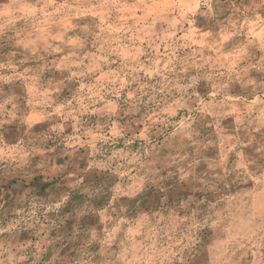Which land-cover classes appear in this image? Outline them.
I'll use <instances>...</instances> for the list:
<instances>
[{
    "label": "rangeland",
    "instance_id": "1",
    "mask_svg": "<svg viewBox=\"0 0 264 264\" xmlns=\"http://www.w3.org/2000/svg\"><path fill=\"white\" fill-rule=\"evenodd\" d=\"M151 2L109 0L104 6V0H56L65 11L47 23L16 21L0 29V105L8 113L15 112L0 114V225L15 217L14 209L21 206L17 201L27 189L29 198L44 201L64 192L71 197L59 214L52 213L44 221L50 228L48 238L54 241L44 261L62 245H66L60 252L62 257L75 255L69 251L68 237L74 230L87 232L103 219L86 209L85 202L95 211L106 206L103 193L116 179L131 183L138 168H152L161 176L178 171L172 159L176 152L159 147L165 135L169 143L183 145L181 154L194 162V170L188 182L177 184V176L163 181L166 192L150 187L123 218L127 235L138 243H146L150 237L158 247L179 246L185 216L191 215L201 200L204 203L199 205V215L214 214L220 218L221 227L202 230L200 244L185 250L187 264H234L243 251H236L230 242L240 239L236 230L254 234L253 240L264 232V192L255 188V177L242 189L217 192L213 188L226 189L227 185L219 184V177L231 174L234 167L243 165L244 155L264 145V37L258 34L255 18L244 14L256 6L255 16L264 20V7H259L260 0H211L212 15L205 18L200 13L206 8L197 9V30L191 31L187 23L173 26L180 9L158 18L151 8L144 7ZM246 18L248 24L237 36L219 52L211 50L215 41L204 36L205 31L219 34L232 23L243 25ZM5 23L0 4V25ZM86 23L91 25V34L83 46H78L77 41L84 40L82 26ZM236 43L248 45L254 55L238 60L234 55ZM80 72L85 75H73ZM186 83L192 84L186 92L174 87ZM81 84L91 89L94 103L81 94ZM14 96L20 99L5 103ZM181 96L184 101L175 104ZM66 101L84 111L76 119L60 122L63 132L57 137L52 129L58 121L49 114ZM113 101L118 105L116 111L133 103L137 109L129 115L120 112L112 116L111 122L121 126L135 121L132 130L117 138L114 146L104 144V133L95 127L108 119L103 113L111 110ZM13 104L24 110L27 122L23 125L21 112L15 111ZM134 134L138 138L126 147L125 139ZM93 145L101 149L95 156ZM241 145L246 146L242 151ZM149 147L151 153L146 151ZM121 150L124 155L110 162L113 169L125 159L136 161L139 157L135 167L128 165L132 171L127 175V169L116 173L95 166ZM22 158L28 164L17 168ZM41 160L45 168L37 170L30 182L21 178L29 166ZM89 164L93 167L85 171ZM68 172L75 176L66 179ZM45 176L51 177L48 183L43 182ZM81 176L83 185L67 188ZM85 187L100 194H82ZM181 201L188 203L181 208ZM81 211L86 214L78 217ZM27 239L35 242L38 238L30 230L20 235L21 241ZM258 242L264 244V240ZM253 251L254 258L260 259L264 247Z\"/></svg>",
    "mask_w": 264,
    "mask_h": 264
},
{
    "label": "clouds",
    "instance_id": "2",
    "mask_svg": "<svg viewBox=\"0 0 264 264\" xmlns=\"http://www.w3.org/2000/svg\"><path fill=\"white\" fill-rule=\"evenodd\" d=\"M109 0H104V6L108 5ZM0 4L3 5L4 9V19L5 24L0 25V29L6 28L9 24H14L16 21L25 22H40L47 23L50 18L58 13L65 11V6L56 5V0H8L4 3L0 0ZM204 6L206 11L201 12L200 15L205 18L212 15L211 0H152L150 4L144 5L145 8H151L158 18H162L165 13L170 14L176 9H180L178 19L172 21L173 26L179 24L187 23L189 25V30L196 31L197 24V9ZM259 7H264V0H260ZM51 9V11H49ZM256 6H250L245 10V16H253L254 22L259 29V35L264 37V20L255 16ZM248 24L247 18L243 25L237 27L235 23L231 24V28L223 27L220 29L219 34H214L211 30L205 31L204 36L213 37L215 43L210 44V48L213 52H219L220 48L224 46L232 37L237 36L241 28ZM33 26H35L33 24ZM90 24H84L82 26V32L84 34V40H78V46H83L84 41L90 33ZM251 44V41L248 42ZM234 55L237 56L238 60L247 59L249 56H253L254 53L249 51L248 45H240L236 43L234 46ZM261 51L264 52V43L261 44ZM67 59V58H66ZM261 61L264 62V56L261 57ZM89 72L92 71L91 68L88 69ZM73 75L83 76L85 73H74ZM69 77L68 79H71ZM135 79V77L133 78ZM62 83V82H61ZM195 83V79H193ZM250 83H253L250 81ZM177 87L178 91L186 92L187 88L192 87V84H184L182 87ZM91 89L87 85L81 84L80 92L91 101V96L89 92ZM97 95V93H93ZM13 99H20V97H12L5 103H12ZM76 99V97H74ZM151 99V97H150ZM184 101V96H181L178 100H175V104H180ZM125 103H130L126 101ZM118 105L115 101L112 102V108L110 111L103 113L108 119L103 123H97L95 127L104 133V144L115 145L117 138L125 137L127 131H131L130 122L124 126L112 123V116H119L120 112H124L125 115H129L137 111L135 104L133 103L131 107L125 109L119 106L120 111H116ZM13 109L15 111L21 112L20 123L23 125L27 122L26 116L23 114L24 110L21 109L17 104H13ZM83 108H77L72 101H66L61 107H57L49 115L51 118L56 119L58 122L53 127L52 131L56 133L57 137H60L61 132H63V127L61 123L69 118L76 119L83 114ZM97 111V110H94ZM0 114L15 115V112L8 113L4 109L3 105H0ZM59 114V115H57ZM66 126V125H65ZM31 126L29 125V128ZM110 133V134H109ZM159 135H164L162 130H158ZM138 137L133 135L131 139H125V146L132 143V140ZM169 137L165 135V141L159 147L169 148L176 152V156L172 157L175 161L178 171L175 173H169L166 176L158 175L153 171L152 168L137 169V178L131 183L124 180L123 178L115 181V183L108 189L107 193L103 195L107 199V204L98 211L91 208L88 202H85V208L94 211V214L98 217L102 216L103 219L93 227H91L87 232L81 234L78 230H74L73 234L68 237V242L71 244L69 248L70 252H74L75 255L65 258L60 255L63 250L61 248L56 249L52 252L51 258L44 261V256L48 254L50 247L54 244V241L49 239V226L44 222L47 221L49 215L52 213L59 214L61 209L64 208L69 200L70 193L64 192L58 198H50L47 201L40 200L39 197L32 196L29 198L30 189L25 190L24 194L17 201L21 206L14 209L15 217L6 225H0V264H187V256L185 250H192L201 242V233L204 228H219L221 227L220 218L215 217L214 214L208 215L207 217H202L199 215V205L203 204L204 201L201 200L197 203L196 209L191 211V215L185 216V223L183 227V236L180 241V245L175 244L164 247L161 244L157 246L158 242L152 238H148L146 243H138L133 240V238L127 235L123 218L128 215L130 210L137 206L138 201L143 198L144 194L150 187H156L161 191H167L163 187L162 182L171 180L173 176H177V184L188 182L191 172L194 170V162H189L182 155L183 145L171 144L168 142ZM245 145H241V151ZM101 149L96 148L93 145L92 156L100 153ZM148 153L152 152V148L149 147L146 150ZM33 154H36L34 150ZM39 155L43 157V152L40 151ZM123 150L119 152H114L113 157H109L105 160L103 164H97L101 170H111V172L119 173L120 169H127L124 175L132 171L128 165L131 164L132 167L136 166V161L139 157H136V161L131 159H125L123 163L117 165L115 169L111 167V160L114 157L123 156ZM243 165H238L232 169L231 174L221 175L219 177V184L227 185L226 189L217 188L213 185V188L220 192L222 190H231L234 188L242 189L247 185L248 181L253 177L256 178L255 188L261 192H264V145L260 148L255 149L252 153L246 154L242 157ZM25 164H28L26 159H21V162L16 165L17 168H22ZM93 164H89L88 169L90 170ZM45 164L43 160L37 163L34 167L29 166L25 171L24 175L21 177L26 182H30L33 178V174L37 170H43ZM53 171H60V169H54ZM142 172V174H141ZM75 176L74 172H68L66 179ZM194 178V177H193ZM51 180L50 176H45L44 183H48ZM84 184V177L81 176L79 179L75 180L74 183L67 185L69 189H76L80 185ZM82 194H87L89 197L93 195H98L100 193H94L85 187L81 190ZM110 193V194H109ZM217 202H219L217 200ZM188 201H181L179 207L183 208L187 205ZM3 205L0 204V208ZM86 213L81 211L77 213V216H83ZM32 232V235L38 239L33 242L32 239H27L25 241L20 240V235L23 232ZM7 233V236H5ZM254 235V234H252ZM252 235L244 233L242 230H236V236L240 239L231 240L232 247L236 251L240 252L239 257L234 261V264H264V253L260 254V259H255V253L259 251L264 244H260L259 240H264V232L260 234L257 240L252 239ZM61 239L60 237L56 238ZM171 239V237H169ZM166 243V242H165ZM175 249V250H173Z\"/></svg>",
    "mask_w": 264,
    "mask_h": 264
}]
</instances>
